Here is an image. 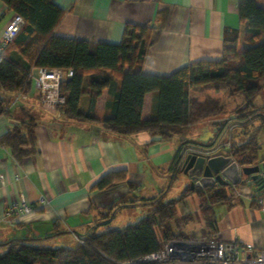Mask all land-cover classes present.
Instances as JSON below:
<instances>
[{
    "label": "crops",
    "instance_id": "1",
    "mask_svg": "<svg viewBox=\"0 0 264 264\" xmlns=\"http://www.w3.org/2000/svg\"><path fill=\"white\" fill-rule=\"evenodd\" d=\"M53 2L63 12L54 29L60 37L117 43L127 24L152 26L155 38L140 65L144 74L168 75L191 63L219 60L224 31L238 29L242 35L237 0ZM13 14L0 0V31ZM119 68L126 71L128 64ZM87 104L86 95L82 111ZM9 110L10 116L0 117V135L23 116L22 111H29L35 119L36 152L17 162L0 145L2 246L9 240L24 238L49 246H72L77 235L98 233L110 224L126 225L138 220L157 201H172L188 187V179L177 166L172 168L178 150L189 143H210V138L206 142L199 140L210 137L208 132L213 133V138L219 134L217 127L208 123L191 125L164 140L143 131L117 134L98 122L69 119L59 110L45 108L35 88L30 94L12 95ZM156 111L154 91L150 95L149 116L154 117ZM233 127L236 126L225 132L224 140H233ZM224 140L221 143H227ZM260 151L261 145L257 160L264 157V151ZM110 171H124V180L103 190L91 189L96 180ZM225 189L229 201L212 206L214 229L206 227L207 219L199 210L196 193L177 203L182 209L177 208L176 215L186 218L182 227L195 237L206 233L220 241L234 235L240 244L264 250V209L251 200L257 190L255 185L245 179ZM21 201L30 205V213L5 215L9 205Z\"/></svg>",
    "mask_w": 264,
    "mask_h": 264
},
{
    "label": "trees",
    "instance_id": "2",
    "mask_svg": "<svg viewBox=\"0 0 264 264\" xmlns=\"http://www.w3.org/2000/svg\"><path fill=\"white\" fill-rule=\"evenodd\" d=\"M1 2L23 19L0 54V89L10 96L33 92L30 72L36 68L71 69L72 75L63 78L59 85L64 103L41 104L61 111L69 119L98 122L110 132L127 135L143 131L164 140L200 120L221 115L224 103L220 97L198 100L191 96L192 90L203 87L216 92L224 90L229 97L241 94L243 103L235 114L240 118L255 115L264 125V105L257 107L253 103L264 87V0H237L242 35L238 29L224 31L219 60L191 63L168 75L144 74L140 68L145 51L155 38L152 26L127 24L117 43L77 40L54 34L63 12L53 0ZM124 64H128L126 71L119 68ZM154 91L157 111L150 117L149 100ZM83 94L88 97L84 111L79 108ZM10 102L0 97V117L11 115ZM23 112L0 135V145L17 162L36 152L35 119L29 111ZM216 125L220 131L228 128L226 121ZM181 142L185 143L184 139ZM228 148L239 165L255 164L260 149L256 132L241 142L231 139ZM178 159L179 150L172 168ZM124 178V171H110L96 180L91 189L103 190ZM192 193L199 197L206 227L214 229L212 206L229 201L225 187H187L176 199L157 201L145 215L123 227L77 235L82 243L76 241L72 246L54 247L32 238L9 240L0 253V264H124L158 251L164 242L177 237L170 220L176 215L177 203Z\"/></svg>",
    "mask_w": 264,
    "mask_h": 264
},
{
    "label": "built area",
    "instance_id": "3",
    "mask_svg": "<svg viewBox=\"0 0 264 264\" xmlns=\"http://www.w3.org/2000/svg\"><path fill=\"white\" fill-rule=\"evenodd\" d=\"M22 23V17L14 13L10 21L0 31V54L11 42ZM71 75V69L62 70L60 68L39 67L30 72L40 103L63 104L64 97L59 93V85L63 78ZM249 117L240 118L231 115L225 118L228 125L226 131H229L234 125L241 126V123ZM216 140L215 145L207 151L210 154L220 152L223 148L228 147L225 143H221L218 137ZM251 200L264 209V195L255 191ZM30 212V205L21 201L20 204L13 202L9 205L5 210V215H23ZM76 241L82 243V240L77 237ZM170 261L174 264H264V250L257 249L250 244H240L234 235L227 241H220L214 237L196 241L167 240L158 251L124 262V264H164Z\"/></svg>",
    "mask_w": 264,
    "mask_h": 264
},
{
    "label": "water",
    "instance_id": "4",
    "mask_svg": "<svg viewBox=\"0 0 264 264\" xmlns=\"http://www.w3.org/2000/svg\"><path fill=\"white\" fill-rule=\"evenodd\" d=\"M219 128L217 127V130ZM219 132V131H217ZM199 139L208 144L189 143L179 150L177 168L189 181L190 189H205L217 186H234L242 179L251 180L264 194V161L248 166H241L229 153V148L210 154L207 152L216 143L218 136Z\"/></svg>",
    "mask_w": 264,
    "mask_h": 264
},
{
    "label": "rangeland",
    "instance_id": "5",
    "mask_svg": "<svg viewBox=\"0 0 264 264\" xmlns=\"http://www.w3.org/2000/svg\"><path fill=\"white\" fill-rule=\"evenodd\" d=\"M83 89H85V83L83 85ZM191 96L196 97L198 100H202L205 97H213V98L220 97L221 98L220 102L224 103V112L221 115L216 116V117H211L208 119L200 120L198 123H195L194 125H197V124H203L204 125V124L208 123L209 125H213V126L217 127L216 123H222L223 124V122L226 121L225 118L230 117L231 115L237 117L238 115L235 114V109L238 108L239 106H241V104L243 102V96L241 94H236V95L229 97V96H226L224 94V90H220V91L216 92L210 87H203V88L192 90ZM0 97L5 98L7 101L11 100L10 94L2 91L1 89H0ZM85 97H86V94H83L81 96L80 109L82 107L83 100H85ZM254 103L256 105H258L257 107H260L261 105L264 104V87H261V89L259 90V92H258V94L254 100ZM256 130H258L257 139L261 145L260 153H262L264 151V125L263 126L261 125V121L255 115L249 117L246 121H243L241 123V126L233 127V132H232L233 133V140L236 142H241L242 140H244L245 138H248V136H250L254 132H256ZM221 132H223V134ZM221 132H219V134H218V139L222 141V140H224L223 135L225 134L226 130L221 131ZM228 139L226 138L224 140V141H227V143H225L227 146H229V143L231 140V139H229V140ZM176 208L182 209L181 205H177ZM120 218H121V216H118L117 220H119ZM185 219L186 218H183V216L181 217L177 214V215H175V217L173 219L170 220V224L172 226V231L177 236L175 238H171L170 240H191V239L197 238L195 240H191V241H196L199 239L204 240L207 238H212V236L210 234H206V233L198 234V235H196L197 237H195L194 236L195 234L193 232L187 231V229L182 227L184 225ZM124 225L125 224H123V225H121V224H118V225L110 224V226H105V229L108 230V229H113V228H120V227H123ZM158 234L160 237L159 232H158ZM192 237H195V238H192ZM51 242L53 243L54 241L51 240ZM51 246L55 247V246H59V244L55 243V244H51ZM4 250H5V246L0 245V253L3 252ZM164 264H168V262H166Z\"/></svg>",
    "mask_w": 264,
    "mask_h": 264
},
{
    "label": "flooded vegetation",
    "instance_id": "6",
    "mask_svg": "<svg viewBox=\"0 0 264 264\" xmlns=\"http://www.w3.org/2000/svg\"><path fill=\"white\" fill-rule=\"evenodd\" d=\"M259 160H262L261 162H263L264 161V157L263 158H259L258 160H257V162L256 163H258V161ZM255 188L257 189V187L255 186ZM258 190V189H257ZM259 191V190H258Z\"/></svg>",
    "mask_w": 264,
    "mask_h": 264
}]
</instances>
